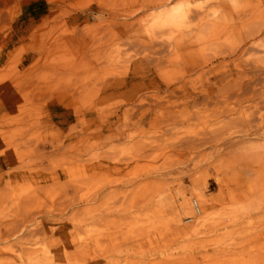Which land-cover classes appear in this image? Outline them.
Wrapping results in <instances>:
<instances>
[{"label":"rangeland","instance_id":"obj_1","mask_svg":"<svg viewBox=\"0 0 264 264\" xmlns=\"http://www.w3.org/2000/svg\"><path fill=\"white\" fill-rule=\"evenodd\" d=\"M4 2L0 86H8L1 99L0 172L15 176L0 180V264H264L260 163L247 177L224 152L179 147V96L154 108L140 127L125 117L126 94L102 98V81L123 76L124 60L144 46H128L97 14L80 19L75 12L143 0ZM243 2L264 26V0ZM20 23L29 31L22 40ZM79 26L84 46L71 36ZM172 32L165 29L164 37L176 38ZM178 58L161 63L169 77L179 75ZM112 108L123 116L108 127L99 114ZM61 114L71 115L70 123L58 124ZM208 118L215 119L195 109L180 131H196ZM199 197L206 200L201 213L191 203Z\"/></svg>","mask_w":264,"mask_h":264},{"label":"bare ground","instance_id":"obj_2","mask_svg":"<svg viewBox=\"0 0 264 264\" xmlns=\"http://www.w3.org/2000/svg\"><path fill=\"white\" fill-rule=\"evenodd\" d=\"M4 1L0 0V6L5 4ZM19 1L27 4L33 0ZM173 1L143 0L139 4L112 8L105 6V9H77L75 13L80 19L99 15L105 21L101 22L103 26L109 32L116 33V37L128 46H144L139 47L141 52L124 60L123 76L102 81V98L126 94L124 99H129L131 107L125 117L140 127L154 108L163 106L166 99L179 96V107L183 106L184 109L183 112L179 111L184 113L179 114V139L176 141L179 147L191 148L196 152L210 147L218 155L224 152L226 162L237 164L247 177L251 176L255 173L252 164L260 163L261 169H264V26L259 25L254 10L243 0H218L212 3L197 0L195 3L186 2L187 6L173 4ZM0 12V18L5 16L6 11L0 9ZM71 13L68 11V15ZM22 16L30 17V13L24 11ZM78 17H75L76 23ZM237 22L239 25H236ZM136 23L141 27H132L131 32L129 26ZM24 25L20 23L19 28H16L18 39L19 34L24 32L20 40L29 32ZM167 28L176 31L177 37L165 38ZM82 29L83 26L77 29L73 27L71 36L76 42L81 38V45L84 46ZM229 36H234V41L228 43ZM197 45L201 46V52L192 49ZM171 53L174 54L171 58L164 59ZM176 58L179 59V75L169 77L161 63ZM26 76L23 74L19 77L24 81V78L28 79ZM7 86L5 84L3 87ZM3 87L0 86V112L3 105L1 99H4ZM123 89L126 91H121ZM195 109L210 111L215 119H206L205 123L208 124L191 133L180 131V125L193 117ZM118 111V108H112L99 115L110 127L122 118L123 113L121 115ZM95 112L98 111H88ZM73 116L80 118L79 115ZM68 117L61 114L58 124L70 123L67 122ZM5 126V118L0 114V134ZM175 127L173 125L170 129ZM85 133L83 131L81 135ZM7 175L15 176V173L1 171L0 180ZM164 175H156L155 180H161ZM191 203L201 213L206 200L202 197L193 198Z\"/></svg>","mask_w":264,"mask_h":264}]
</instances>
